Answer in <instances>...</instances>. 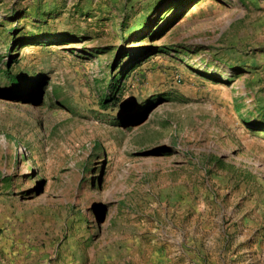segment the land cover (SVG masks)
Returning <instances> with one entry per match:
<instances>
[{
	"label": "rangeland",
	"instance_id": "rangeland-1",
	"mask_svg": "<svg viewBox=\"0 0 264 264\" xmlns=\"http://www.w3.org/2000/svg\"><path fill=\"white\" fill-rule=\"evenodd\" d=\"M0 264H264V0H0Z\"/></svg>",
	"mask_w": 264,
	"mask_h": 264
}]
</instances>
